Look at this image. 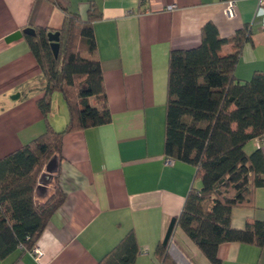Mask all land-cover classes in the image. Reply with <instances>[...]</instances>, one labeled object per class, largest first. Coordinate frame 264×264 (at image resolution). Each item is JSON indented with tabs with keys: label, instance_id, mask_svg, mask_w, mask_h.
<instances>
[{
	"label": "crops",
	"instance_id": "1",
	"mask_svg": "<svg viewBox=\"0 0 264 264\" xmlns=\"http://www.w3.org/2000/svg\"><path fill=\"white\" fill-rule=\"evenodd\" d=\"M258 7L259 0H237L236 15L229 17L226 0H0V158L46 127L37 102L42 69L24 30L59 28L67 11L83 19L90 9L102 14L93 22L95 52L83 46L81 54L100 61L112 119L64 137L53 178L59 174L67 199L37 242L45 250L44 264H97L130 230L140 247L136 264H160L159 244L177 264H213L177 225L188 193L201 181L193 165L164 152L169 54L198 47L208 22L223 37L251 25L252 39L235 72L240 80L251 79L264 72V15H257ZM93 103L99 105L95 98ZM52 104L50 122L63 130L66 102L54 94ZM257 148L264 153V140L245 146L248 153ZM53 187V180L39 181L37 199L46 201ZM255 220L264 221V186L256 188L253 205L232 209L234 228ZM218 257L221 264H264V247L226 241ZM0 264L38 262L18 250Z\"/></svg>",
	"mask_w": 264,
	"mask_h": 264
},
{
	"label": "trees",
	"instance_id": "2",
	"mask_svg": "<svg viewBox=\"0 0 264 264\" xmlns=\"http://www.w3.org/2000/svg\"><path fill=\"white\" fill-rule=\"evenodd\" d=\"M101 17L91 9L86 19L67 11L59 28L36 27L34 34L25 33L42 69L43 95L37 102L46 127L0 158V260L31 249L65 203L67 192L59 174L46 201L36 196L48 162L62 157L65 135L112 119L100 61L81 54L83 46L90 54L95 52L93 22ZM51 31H60L58 57L49 40ZM251 39V25L223 37L208 22L198 47L169 54L164 152L193 165L195 179L201 181L200 188L193 186L188 193L177 225L213 264H221L218 248L223 242L264 247V221L248 222L242 229L231 225L233 207L253 205L256 188L264 186L262 149L252 153L245 149L250 140L264 138V72L256 71L249 80H240L235 73ZM227 45L232 46L229 52L224 51ZM55 93L62 95L69 112L63 130H56L49 119ZM139 253L136 234L130 230L97 264H136ZM155 256L160 264H177L163 244Z\"/></svg>",
	"mask_w": 264,
	"mask_h": 264
},
{
	"label": "water",
	"instance_id": "3",
	"mask_svg": "<svg viewBox=\"0 0 264 264\" xmlns=\"http://www.w3.org/2000/svg\"><path fill=\"white\" fill-rule=\"evenodd\" d=\"M24 32L28 33V34H34L35 29L32 27H28L24 30ZM48 36H49V40L51 42V47L53 49V52H54L55 56L58 57L59 47H60V44H59L60 31H55V32L51 31L48 33ZM19 96H20V94L17 93L13 97L18 98ZM56 161H57V156H54L48 162V164L46 166L45 173H43L41 178H40L41 183H50L53 180V175L57 171V168L55 167Z\"/></svg>",
	"mask_w": 264,
	"mask_h": 264
},
{
	"label": "built area",
	"instance_id": "4",
	"mask_svg": "<svg viewBox=\"0 0 264 264\" xmlns=\"http://www.w3.org/2000/svg\"><path fill=\"white\" fill-rule=\"evenodd\" d=\"M236 4L237 0H226V14L229 17H234L236 15ZM172 7V6H171ZM258 16L264 15V0H259V7H258ZM261 25L264 28V17L260 20ZM264 138L260 139L259 141H263ZM33 258L38 262V264H44V257H45V250L42 248V246L38 243H36L31 249L27 250Z\"/></svg>",
	"mask_w": 264,
	"mask_h": 264
},
{
	"label": "rangeland",
	"instance_id": "5",
	"mask_svg": "<svg viewBox=\"0 0 264 264\" xmlns=\"http://www.w3.org/2000/svg\"><path fill=\"white\" fill-rule=\"evenodd\" d=\"M55 94H57L58 96H61V94H60V93H55Z\"/></svg>",
	"mask_w": 264,
	"mask_h": 264
}]
</instances>
